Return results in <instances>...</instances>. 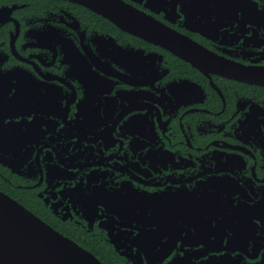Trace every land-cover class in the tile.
<instances>
[{
  "label": "flooded vegetation",
  "instance_id": "1",
  "mask_svg": "<svg viewBox=\"0 0 264 264\" xmlns=\"http://www.w3.org/2000/svg\"><path fill=\"white\" fill-rule=\"evenodd\" d=\"M0 191L94 256L264 264V0H0Z\"/></svg>",
  "mask_w": 264,
  "mask_h": 264
},
{
  "label": "water",
  "instance_id": "2",
  "mask_svg": "<svg viewBox=\"0 0 264 264\" xmlns=\"http://www.w3.org/2000/svg\"><path fill=\"white\" fill-rule=\"evenodd\" d=\"M0 264L103 263L0 191Z\"/></svg>",
  "mask_w": 264,
  "mask_h": 264
},
{
  "label": "trees",
  "instance_id": "3",
  "mask_svg": "<svg viewBox=\"0 0 264 264\" xmlns=\"http://www.w3.org/2000/svg\"><path fill=\"white\" fill-rule=\"evenodd\" d=\"M104 264H124L111 255L101 244L92 245L89 248Z\"/></svg>",
  "mask_w": 264,
  "mask_h": 264
}]
</instances>
